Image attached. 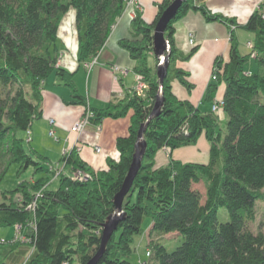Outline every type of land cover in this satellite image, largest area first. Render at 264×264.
Wrapping results in <instances>:
<instances>
[{
    "label": "trees",
    "instance_id": "1",
    "mask_svg": "<svg viewBox=\"0 0 264 264\" xmlns=\"http://www.w3.org/2000/svg\"><path fill=\"white\" fill-rule=\"evenodd\" d=\"M173 0H159L157 13L145 20L140 10L132 19L131 35L120 39L137 63L136 73L146 82L143 93L135 89L127 98L111 100L104 107H90L91 120L125 116L130 109L129 133L118 136L117 159L108 157L104 168L92 169L75 148L61 157L71 169L81 168L91 177L79 179L72 172L50 166V158L31 143L32 122L42 115L44 80L55 71L70 88L72 103L87 105L74 81L75 71L56 66L58 26L64 12L74 6L79 61L90 62L108 39L113 25L127 8L126 0H0V184L12 163L18 173L28 167L39 176L21 179L2 191L0 228L20 225L24 238L0 243V264L19 247L31 251L22 264H86L98 251L104 222L115 210L114 197L128 174L138 129L149 117L160 89L153 33L157 20ZM189 11H200L207 21L219 20L230 28L229 55L215 57L213 80L202 102L216 99L224 84L220 105L225 126L215 110L202 109L189 98L173 92L178 80L189 91L195 88L190 72L175 60L190 58L198 46L182 53L175 44V22ZM264 0L246 22L212 11L205 0H183L167 25L171 56L163 82L164 102L144 130L147 141L141 165L123 200L125 214L118 222L96 264H139L133 260L135 237L151 219L148 264H264V227L253 231L256 201L264 200ZM236 28L253 32L252 50L242 52ZM255 55L252 56V52ZM153 53L155 66L148 63ZM256 60V68H247ZM209 142L208 161L170 156L156 164L162 147L194 144L200 136ZM58 179L56 187L50 184ZM203 182L204 192L195 184ZM220 207L230 218L218 219ZM182 235L169 250L163 234Z\"/></svg>",
    "mask_w": 264,
    "mask_h": 264
},
{
    "label": "crops",
    "instance_id": "2",
    "mask_svg": "<svg viewBox=\"0 0 264 264\" xmlns=\"http://www.w3.org/2000/svg\"><path fill=\"white\" fill-rule=\"evenodd\" d=\"M158 1L136 0L130 4L117 18L108 39L95 58L96 60L92 61L88 67L79 61L78 36L75 37V32L72 44L63 39V45H57L58 56L61 55L60 67L68 71H75L74 81L78 90L86 96L88 104L70 102L72 100L70 88L63 84L55 71L44 80L42 87L43 111L42 115L32 122L30 136L32 145L50 158V166L60 165L65 149L70 151L75 148L79 156L94 170L104 168L108 157L115 159L119 157L116 139L118 136L129 133L133 110L130 109L125 116L105 117L99 125L90 122L80 134L72 131L71 127L76 120L84 115L87 107H104L111 100L117 102L133 93L137 83V73L134 70L137 61L120 44V39L131 35L132 19L136 10L141 11L145 20L151 21L157 13ZM258 1L205 0L206 5L212 11L233 16L240 23L247 21L252 11L257 7ZM174 26L175 44L180 52L188 53L196 45L198 49L186 60H175L177 66L190 72V80L195 83V88L189 91L178 80H174L172 82L173 92L180 98L191 99L202 108L201 104L207 85L213 80L212 69L215 57L223 54L227 58L229 55L230 28L219 20L207 21L200 11H189L177 20ZM190 33L194 34L193 44L189 43ZM149 57H153L152 52L148 55V63ZM114 64L126 69V72L114 71ZM223 89L224 84L219 88L217 99H221ZM51 119L54 120L52 123ZM51 129L57 135L55 140L48 135ZM202 138H204L203 135ZM95 145L102 146L101 153L95 151ZM207 145L209 151V144L207 143ZM194 146L195 144H188L173 150L162 147L156 154V164L166 163L170 156L181 159L190 153L191 156H196L198 150L194 149ZM53 159H59V161L54 162ZM67 167H69V171H66ZM63 169L65 172L72 171L71 166L63 165ZM13 228L16 231L15 226ZM14 236L13 232L5 235L8 239ZM20 248L22 247L10 251L6 255L7 264H22L27 259L31 251L23 252ZM76 264L78 263L76 262Z\"/></svg>",
    "mask_w": 264,
    "mask_h": 264
},
{
    "label": "rangeland",
    "instance_id": "3",
    "mask_svg": "<svg viewBox=\"0 0 264 264\" xmlns=\"http://www.w3.org/2000/svg\"><path fill=\"white\" fill-rule=\"evenodd\" d=\"M262 1V0H261ZM137 6V3H136ZM259 7V5L257 6ZM263 17H264V13H263ZM75 32V37H77V24H76V9L74 6L70 5V7L64 12V14L61 17V20L59 22V26H58V39H57V45L61 46L63 45V39H65L68 43L72 44L73 43V34ZM237 35H238V41H239V47L240 50L242 52H249L250 48L247 47L246 44H248L247 40L248 39H254V34L253 32L243 29V28H238L237 29ZM76 41V40H75ZM251 43H253V40H248ZM59 54V53H58ZM97 57V56H96ZM95 57V58H96ZM156 58L153 57H149V63L152 64L153 66H155V61ZM256 60L253 59V61H249L247 63V68L249 69H253L256 68ZM218 96V95H217ZM217 96L216 99H214L212 102H202L201 106L202 109H209L211 107L212 104L215 103V101L217 102ZM212 103V104H211ZM218 103V102H217ZM213 109V108H211ZM92 110V109H91ZM215 110V109H213ZM132 111V109H131ZM129 112V111H128ZM215 112H217L220 116V123L221 126L224 127L225 126V120H226V116L225 113L222 109L221 106H219ZM128 114V113H127ZM36 120V119H35ZM90 122H93L92 120ZM95 123V122H94ZM97 124V123H96ZM20 134H24L26 136V138L28 137V135H30V132H20ZM48 135L55 140V138L57 137L56 133H48ZM201 138H199L197 140L195 144V146L193 147L194 149L197 148L198 153L196 156H191L192 154L190 153L187 157L183 158L184 160H196V161H208L209 159V151H208V145L209 142L205 139L202 138V136H200ZM32 143V141H31ZM193 144V145H194ZM169 148V147H168ZM69 151H67L66 149L63 150L62 156L64 154H67ZM203 153V154H201ZM206 153V154H205ZM184 156V155H183ZM54 162L59 161V159H53ZM60 165L55 167L57 170V172L59 173L60 170H64L63 169V165L67 166L65 164V162L60 160ZM63 163V165H62ZM77 169V168H76ZM81 169V168H79ZM18 165L17 163H12L6 173L5 178L2 180L1 184H0V201L2 200V191L5 189H11L13 187H15V185L17 184V182L21 179H25V178H32L33 176H39L42 174V172H33V167H28L26 168L24 171L18 173ZM72 170V169H71ZM83 170V169H81ZM66 171H69V167L66 168ZM85 171V170H84ZM58 184V179L54 178L53 181L51 182L50 186L51 187H56ZM202 192H204V184L203 182H198L195 184ZM256 209H257V216L256 219L254 221L249 222V226L251 227V229L253 231H257L259 228H263L264 227V200H257L256 201ZM218 219L220 221H225L228 220L230 218L229 216V212L225 207H220L218 209V213H217ZM143 225L145 227V230L142 234H138L135 237V250L132 254V259L133 260H137L139 262V260L144 257H148L145 254V251L148 247V243L150 242L151 239H156L158 237H160V234H157L156 232L152 235H149V227L151 225V219L149 216H146L144 221H143ZM16 228V227H15ZM15 233L19 234V237H23V233L22 232H18L17 230L14 231L13 226H6V227H1L0 228V235L1 236H5L8 233ZM163 237L161 238V240L164 242V244L166 245V247L171 250L173 249L175 246H177L181 240H182V235L177 234L175 232H169L167 234H163ZM141 257V258H140ZM1 258V257H0ZM72 264H76V261L73 262Z\"/></svg>",
    "mask_w": 264,
    "mask_h": 264
},
{
    "label": "water",
    "instance_id": "4",
    "mask_svg": "<svg viewBox=\"0 0 264 264\" xmlns=\"http://www.w3.org/2000/svg\"><path fill=\"white\" fill-rule=\"evenodd\" d=\"M183 0H173L162 12L159 19L156 22L154 33H153V45H154V55L157 58V73L160 80V89L155 97L153 103V109L149 115V117L141 123L138 129V138L135 143V152L132 156V161L130 164V168L128 174L123 181L121 189L116 193L114 197V204L115 210L110 213L104 222L103 231L101 235V243L98 251L96 254L90 258V260L86 264H96L99 258L101 257L102 253L104 252L106 243L108 242L112 232L114 229L117 228L118 222L121 218H123L125 211L123 209V200L124 197L129 190L134 176L137 173L142 158L144 156L145 148L147 146V141L144 138V130L148 123L150 117L159 111L160 107L163 105L164 102V91H163V82L168 72V66L170 62L171 56V46L170 41L165 35V31L167 28L168 23L175 15L176 11L178 10L179 6L181 5Z\"/></svg>",
    "mask_w": 264,
    "mask_h": 264
},
{
    "label": "built area",
    "instance_id": "5",
    "mask_svg": "<svg viewBox=\"0 0 264 264\" xmlns=\"http://www.w3.org/2000/svg\"><path fill=\"white\" fill-rule=\"evenodd\" d=\"M135 1L136 0H126L127 7L130 6V4L134 3ZM260 2H261V0L258 1V5L260 4ZM194 41H195L194 34L190 33L189 43L193 44ZM247 42H248V44H246L247 47H249L250 50H252V44L253 43H251L250 41H247ZM254 55H255V51L252 52V56H254ZM60 57H61V55L58 56V58H57V60L55 62L56 66H60ZM95 60L96 59L94 57L90 62H86L84 64L88 67V66L91 65L92 61H95ZM113 69H114V71L120 72V73H125L126 72V69H124L121 66L116 65V64L113 65ZM145 88H146V82L144 81L142 74L137 73V83L135 85V90L138 93H143ZM217 102L215 101V103L212 104V108L215 109V110L222 104V100L218 99ZM92 116H93V111L89 107H87V109L84 112V115H82V117H80L78 120H76V122L72 125L71 130L74 131V132H77V133L83 131L84 128L87 126V124L90 123ZM50 121L52 123L54 120L51 119ZM97 125H99V123ZM50 133L53 134L54 130L51 129ZM95 151L97 153H101L102 152V146L101 145H95ZM71 172H72V175L74 177L79 178V179H86V178L91 177V173L90 172L81 170L79 168L73 169ZM15 227H16V230L18 232H20V225L16 224ZM19 238L23 239L24 236L23 237H19V234H16L14 237L8 239L5 236H1L0 235V243L6 242L7 240L14 241V240H17ZM145 254L146 255H150V249L149 248H147V250L145 251ZM63 264H68V262L65 261V262H63ZM139 264H148V261H147V259L141 258L139 260Z\"/></svg>",
    "mask_w": 264,
    "mask_h": 264
},
{
    "label": "bare ground",
    "instance_id": "6",
    "mask_svg": "<svg viewBox=\"0 0 264 264\" xmlns=\"http://www.w3.org/2000/svg\"><path fill=\"white\" fill-rule=\"evenodd\" d=\"M82 132V131H81ZM81 132H78L79 134L81 133ZM147 250V249H146Z\"/></svg>",
    "mask_w": 264,
    "mask_h": 264
}]
</instances>
